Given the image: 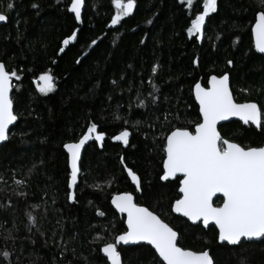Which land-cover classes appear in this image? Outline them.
Returning <instances> with one entry per match:
<instances>
[{
  "label": "trees",
  "instance_id": "obj_1",
  "mask_svg": "<svg viewBox=\"0 0 264 264\" xmlns=\"http://www.w3.org/2000/svg\"><path fill=\"white\" fill-rule=\"evenodd\" d=\"M71 4L0 0L8 19L0 27V62L19 76L12 79L18 122L0 148V264H109L102 248L126 230L125 217L111 205L120 193L133 194L177 229L182 247L209 250L215 264H264V240L219 244L215 227L174 215L178 183L161 180L163 137L177 126L194 131L201 120L196 83L207 87L211 75L228 73L236 102H255L264 111V56L255 52L252 35L264 10L259 0H217L199 36L187 29L203 0H134L135 10L115 26L112 0H83L80 21ZM45 73L56 85L47 95L36 86ZM92 123L104 139L86 148L71 192L64 145L78 142ZM125 129L127 145L114 139ZM219 131L244 146H264V127L232 121ZM119 251L124 264H155L148 246Z\"/></svg>",
  "mask_w": 264,
  "mask_h": 264
},
{
  "label": "snow or ice",
  "instance_id": "obj_2",
  "mask_svg": "<svg viewBox=\"0 0 264 264\" xmlns=\"http://www.w3.org/2000/svg\"><path fill=\"white\" fill-rule=\"evenodd\" d=\"M112 2L117 10L111 19V25L115 26L133 12L134 0H127V3L122 0ZM187 2L191 4L192 0ZM82 4L83 0H72L70 11L75 14L77 21L81 20ZM259 4L264 9V0H259ZM7 8L11 10L14 5L10 3ZM216 10L217 0H204L202 13L196 15L187 29L189 35H201L206 17ZM6 20L7 16L0 11V22ZM252 32L256 51L264 54V10L257 14ZM63 43L67 45L69 40L65 39ZM227 63L231 65L232 61ZM14 77L19 79L15 71L9 72L5 64L0 62V142L8 139L10 125L18 119L10 97ZM229 80V74L224 73L220 76L211 75L207 87L201 83L195 84V100L202 119L194 124V131L177 126L169 129L163 137L165 159L161 180H175L178 183L180 195L171 206L172 212L194 223L202 221L205 228L214 224L218 229V243L238 246L242 239L264 238V146H244L226 139L218 131L217 125L230 117H238L244 125L262 128L264 111L255 102L236 103ZM39 81L42 82L39 85L42 94L47 95L56 88L51 74H42ZM93 133L96 141H103L105 134L98 132V126L92 123L78 142L64 145L70 158V189L78 182L81 149L93 138ZM129 137L130 132L125 129L114 139L127 145ZM128 174L137 185L140 184L132 170ZM217 194L223 198L220 205L214 203L213 198ZM74 199V194L70 193L69 200ZM111 203L120 213L127 214V227L113 242L106 243L102 248L110 264H122L119 245H139L141 242L155 250L152 257L155 264H215L209 250L196 252L182 247L179 231L148 207L135 203L132 194H118ZM29 220L35 223L31 214ZM10 255L7 251L3 252L6 259Z\"/></svg>",
  "mask_w": 264,
  "mask_h": 264
},
{
  "label": "water",
  "instance_id": "obj_3",
  "mask_svg": "<svg viewBox=\"0 0 264 264\" xmlns=\"http://www.w3.org/2000/svg\"><path fill=\"white\" fill-rule=\"evenodd\" d=\"M134 10H135V4H134V9H133V11H134ZM7 22H8V19H7L5 22H0V27H2L3 25L7 24ZM254 25H255V23H254ZM254 25H253V27H254ZM253 27H252V28H253ZM252 35H253V42H254V50H255V52L258 53V54L261 55V56H264V54L259 53V52L256 51V49H255V36H254L253 32H252ZM229 77H230V75H229ZM198 83H201V85L204 86V85L202 84L201 81H199ZM229 85H230V90H231V92H232V89H231V79L229 80ZM207 86H209V85H207ZM204 87H205V86H204ZM12 92H13V80H12V91L10 92V97H11V98H12ZM193 93H194V90H193ZM232 95H233V97H234L233 92H232ZM194 98H195V94H194ZM234 100H235V97H234ZM195 101H196V100H195ZM235 102H236V100H235ZM196 103L198 104L197 101H196ZM236 103H238V102H236ZM198 106H199V105H198ZM258 106H259V105H258ZM14 114H15V112H14ZM201 119H202V118H201ZM232 121H237V122H240V123L243 124V122L240 121L238 117H230V118H229L228 120H226V121H220V122H218V125H217L218 131H219V128H220L221 126H223L224 124L230 123V122H232ZM17 122H18V119H17L16 122H14L13 125H10V128H9V135H10V132H11L12 128H14V127L16 126ZM243 125H244V124H243ZM250 125H251V124H250ZM250 125H244V126H250ZM251 126H253L254 128H256L257 130L260 129V128H257L255 125H251ZM219 132H220V131H219ZM82 138H83V137H82ZM8 140H9V137H8V139H7L6 141H4V142H0V148H1L3 145H5V144L8 142ZM94 140H95V136H94L92 139L88 140V141L85 143L84 147L81 149V159L78 161V168H79V169H80V165H81L82 157H83V154H84L86 148H87L88 145H89L91 142H93ZM64 149H65V148H64ZM65 152H66V154L68 155L66 149H65ZM68 159H69V167H70V158H69V155H68ZM70 171H71V167H70ZM79 178H80V171H79V173H78V182H77V185L74 186L72 189H70L71 192H75V190H76V188H77V186H78V184H79ZM162 181H163V180H162ZM170 181H174V180H170ZM69 182H70V181H69ZM163 182H166V181H163ZM120 194H124V193H120ZM130 194H131V193H130ZM116 195H118V194H116ZM116 195H115V196H116ZM132 195H133V194H132ZM113 197H114V196H113ZM133 197H134V195H133ZM213 199H214V203H215L216 200H218V199H223V198H222V195H221V194H217V196L214 197ZM111 201H112V199H111ZM134 202L136 203L135 197H134ZM111 205H112L113 209H114L118 214H120V215H122V216L125 217V225H126L127 214H126V213H120V212L115 208V206H114L112 203H111ZM140 206H141V205H140ZM173 214L176 215V216H178V217H180V218H182V219H184V220H186L187 222H189V223H190L191 225H193V226H199V225H201L205 230H208L210 227H215L214 224H210L207 228H205V227L203 226L202 221H198V222H195V223H194V222H192V221L187 220L186 217H183V216H181L180 214H176V213H174V212H173ZM126 227H127V225H126ZM215 228H216V227H215ZM216 229H217V228H216ZM217 231H218V229H217ZM179 236H180V235H179ZM262 240H264V238H254V239H252V240H243V239H242L241 244H242L243 242H247V243L256 242V243H257V242H261ZM219 244H220V243H219ZM224 244L227 245L226 243H224ZM241 244H240V245H241ZM142 245H143V246H148V247H150L152 250H154L150 245H146V244H144L143 242H141L139 245H136V244H131V245H127V246L119 245V246H118V251H119L120 248H129V247L142 246ZM228 246L233 247L232 245H228ZM238 246H239V245H238ZM154 252H155V250H154ZM102 255H103L104 258H106V257L104 256L103 252H102ZM121 257H122V255H121ZM108 263L110 264V262H108ZM122 264H124V263H123V258H122Z\"/></svg>",
  "mask_w": 264,
  "mask_h": 264
},
{
  "label": "rangeland",
  "instance_id": "obj_4",
  "mask_svg": "<svg viewBox=\"0 0 264 264\" xmlns=\"http://www.w3.org/2000/svg\"><path fill=\"white\" fill-rule=\"evenodd\" d=\"M203 2H204V0H203ZM211 14V13H210ZM207 18V17H206ZM40 83H42V82H40L39 81V79L36 81V86H37V88H38V90H39V85H40Z\"/></svg>",
  "mask_w": 264,
  "mask_h": 264
}]
</instances>
